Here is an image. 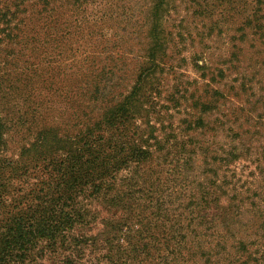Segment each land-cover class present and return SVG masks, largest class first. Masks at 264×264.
<instances>
[{
  "label": "trees",
  "instance_id": "1",
  "mask_svg": "<svg viewBox=\"0 0 264 264\" xmlns=\"http://www.w3.org/2000/svg\"><path fill=\"white\" fill-rule=\"evenodd\" d=\"M98 1L0 0V85L28 89L37 98L36 120L47 113L41 98L47 85L60 89L76 127L66 135L39 126L11 156L7 135L16 126L0 118V264H264L263 153L211 149L208 140V186L191 180L178 188L172 178L180 176L178 166L173 174L168 169L174 159L168 139L150 123L146 137L138 124L150 113L142 74L129 94L115 92L118 75L90 59V46L79 60L87 69L80 83L62 86L35 58L40 33L44 43L67 35L56 29L64 5L81 9ZM149 1L154 28L147 58L154 62L165 0ZM92 28L87 35L97 42ZM46 64L55 69L62 62ZM239 160L256 168L245 175L250 166Z\"/></svg>",
  "mask_w": 264,
  "mask_h": 264
},
{
  "label": "rangeland",
  "instance_id": "2",
  "mask_svg": "<svg viewBox=\"0 0 264 264\" xmlns=\"http://www.w3.org/2000/svg\"><path fill=\"white\" fill-rule=\"evenodd\" d=\"M151 5L149 0H100L76 9L68 2L59 11L56 28L67 35L44 43L40 33L35 58L58 85L77 86L87 72L79 61L86 56L82 51L93 46L90 59L97 58L100 68L118 75L115 92L129 94L140 80L150 111L138 123L144 135L150 136V123L156 126L155 135L168 139L165 147L174 156L168 169L174 168L173 174L178 166L180 176L175 172L172 177L178 188L191 180L208 186V140L211 149L229 145L264 154V0H165L158 10L161 47L153 52L154 62L147 58L154 28ZM103 13L110 17L101 21ZM91 28L97 42L87 35ZM58 60L60 67L48 68L47 62L55 65ZM27 90L0 85V118L18 132L12 129L7 135L11 156L19 155L39 126L59 127L57 132L66 135L76 129L66 112L71 105L60 89L47 85L46 97H41L47 113L37 120L32 117L37 98ZM256 164L237 162L250 166L243 169L245 175ZM199 167L202 173L192 177Z\"/></svg>",
  "mask_w": 264,
  "mask_h": 264
}]
</instances>
